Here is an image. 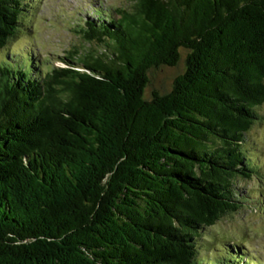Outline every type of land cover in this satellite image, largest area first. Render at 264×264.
<instances>
[{
  "label": "trees",
  "instance_id": "obj_1",
  "mask_svg": "<svg viewBox=\"0 0 264 264\" xmlns=\"http://www.w3.org/2000/svg\"><path fill=\"white\" fill-rule=\"evenodd\" d=\"M33 0H0V264H253L204 230L262 171L264 0H135L81 28L103 50L7 56ZM186 68L144 97L149 71ZM5 49V50H4ZM17 53V54H16ZM209 241V240H208Z\"/></svg>",
  "mask_w": 264,
  "mask_h": 264
},
{
  "label": "rangeland",
  "instance_id": "obj_2",
  "mask_svg": "<svg viewBox=\"0 0 264 264\" xmlns=\"http://www.w3.org/2000/svg\"><path fill=\"white\" fill-rule=\"evenodd\" d=\"M134 2L135 0H33L31 4L34 7L29 8L25 30L19 33L5 52L11 59H16V56L11 55V50L32 51L34 58L42 63L41 66H65L60 58L71 51L86 53L103 50L98 44L86 41L81 32L86 20L97 18L94 12L96 7L107 10L132 9ZM180 54V61L176 66L162 65L149 71L150 83L145 88V98L150 99L154 90L161 93L171 90L175 78L186 68L187 50L182 48ZM259 110L263 118L253 125L248 138L261 147L263 170L257 177H240L235 182L244 192L250 191L249 194L256 200L264 195V104ZM260 191L263 195H259ZM249 206L223 216L216 224L204 230L200 242L211 248L202 250L200 256H211L214 248H221L222 243L229 242L241 244L253 264H264V209L255 204Z\"/></svg>",
  "mask_w": 264,
  "mask_h": 264
}]
</instances>
